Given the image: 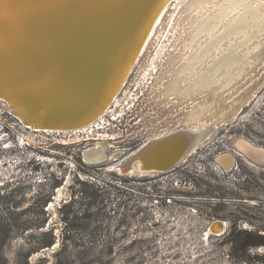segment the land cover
I'll use <instances>...</instances> for the list:
<instances>
[{
	"label": "rangeland",
	"instance_id": "obj_1",
	"mask_svg": "<svg viewBox=\"0 0 264 264\" xmlns=\"http://www.w3.org/2000/svg\"><path fill=\"white\" fill-rule=\"evenodd\" d=\"M191 2L171 0L113 104L86 130H33L0 101V264H264V169L236 154L229 170L217 165L233 136L264 146V39L229 87L175 96L169 85L193 51L184 48L196 21ZM212 125L169 171H116L155 136ZM91 149L104 159L86 160ZM216 220L224 232L208 234ZM234 230L263 244L236 255Z\"/></svg>",
	"mask_w": 264,
	"mask_h": 264
},
{
	"label": "bare ground",
	"instance_id": "obj_2",
	"mask_svg": "<svg viewBox=\"0 0 264 264\" xmlns=\"http://www.w3.org/2000/svg\"><path fill=\"white\" fill-rule=\"evenodd\" d=\"M213 1L192 0L188 6V14L197 13L193 35L184 48L193 51L171 81L172 87L169 85L179 98H196L213 86L229 87L250 67L249 59L258 53L260 38L264 39V0H222L199 18ZM170 2L0 0V97L9 111L33 130L51 122L55 128L70 129L102 116L101 110L114 102ZM254 43L258 45L252 47ZM179 89L183 91L179 93ZM61 112L70 114L63 119ZM200 128L179 129L151 140L179 135L192 154L217 126ZM167 145L157 151L168 153ZM231 145L264 164L263 154L253 153L237 141ZM231 154L232 161L227 156L220 158L221 154L217 157L226 169L235 161L236 153ZM84 158L93 162L104 159L94 149L85 152ZM211 224L217 233L224 227L223 222Z\"/></svg>",
	"mask_w": 264,
	"mask_h": 264
},
{
	"label": "water",
	"instance_id": "obj_3",
	"mask_svg": "<svg viewBox=\"0 0 264 264\" xmlns=\"http://www.w3.org/2000/svg\"><path fill=\"white\" fill-rule=\"evenodd\" d=\"M12 61H13L12 58H10V63H12ZM170 86L172 87V83L170 84ZM1 97H0V101H3L6 104V102H5L6 100H4V98H1ZM115 99H116V97L114 98V100ZM11 102L15 103V102H19V101L17 99L16 100L11 99ZM112 104L110 103L107 107H104L101 110L102 115L105 113L106 110H108L110 108V106ZM97 107L99 108L101 106L97 105ZM245 108L246 107H243V110ZM202 110L203 109L196 110V111L197 112L199 111V114H200L202 112ZM39 111H41V110H39ZM60 114L61 115H59V117L64 119L70 113L61 112ZM99 117H101L100 114L97 115L92 120L88 121L87 123H84L80 126H76L74 128H70V129L64 128V127L55 128L57 126H52V122L49 123L50 125L47 126L46 128H43V126H42V128H38V129H40L41 131H44V129H47V130H50L53 132H55L57 129H59V132H64V131L65 132L66 131L67 132L68 131H76L77 132L79 130H83L82 129L83 126H86L90 123L92 124L94 121H97L99 119ZM33 119L36 120L35 118H33ZM21 123L23 124V122H21ZM36 124H39V122L36 121ZM26 125L28 126V124H26ZM60 125H66V123L60 124ZM233 141L243 143L244 145L249 147V150H253L252 151L253 153H260V154L264 155V146L253 145L248 139H246L242 136H233L228 140V143H227V146L229 148V152L222 153L220 155V158L227 156V157L231 158V161H232L233 158L231 156L232 155L231 151H233L234 153L240 155L242 158H244L248 162H250V164H252L254 167L264 169V164H260V163L256 162L257 159L253 160L252 158H250V156L245 154V152H242L241 150L234 148L231 145V143ZM160 144H162V146H164V147H162ZM165 144H169V145H167L169 147L168 153H166V154H164L162 152L159 153V151H157V149L166 148ZM189 148H190V145L188 146V145L183 144L181 142V138L179 135H169L168 137H164V138H160V139H154V140L149 139L147 142H145L137 150L131 152L128 156H126L125 159L117 165L116 171L119 172L120 174L138 175L140 177L141 176H147V175H153V174H157V173H163V172H166V171L173 169L179 163L191 158V156L193 154H188ZM217 165L223 171H227L231 168V166L233 165V162H231L230 166L227 169L224 168L220 164L219 160H217ZM217 222L221 223L219 220H216L213 223L216 224ZM224 229H225V225H224V227H222L221 232L217 233L213 230L212 224H210L208 227V234L220 235L224 232Z\"/></svg>",
	"mask_w": 264,
	"mask_h": 264
},
{
	"label": "trees",
	"instance_id": "obj_4",
	"mask_svg": "<svg viewBox=\"0 0 264 264\" xmlns=\"http://www.w3.org/2000/svg\"><path fill=\"white\" fill-rule=\"evenodd\" d=\"M227 239L230 249L233 250L236 255L244 254L249 248L263 244L262 237L242 230H234L230 232L227 235Z\"/></svg>",
	"mask_w": 264,
	"mask_h": 264
}]
</instances>
